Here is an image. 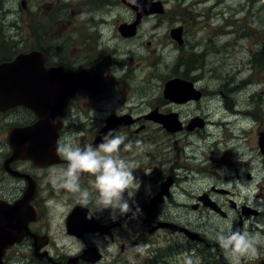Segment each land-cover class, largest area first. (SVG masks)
<instances>
[{"label":"flooded vegetation","instance_id":"1","mask_svg":"<svg viewBox=\"0 0 264 264\" xmlns=\"http://www.w3.org/2000/svg\"><path fill=\"white\" fill-rule=\"evenodd\" d=\"M31 2L34 6V0H0V12L4 11L8 5H21L25 11H28L29 19L34 22L37 13L36 9H30ZM161 3L165 6L164 2ZM199 4L198 2L197 6ZM43 5L44 2L41 8ZM131 12L133 18L115 21L117 29L109 39L104 37L100 30H98L99 34H96L95 31L92 33L83 32L79 35L81 38L67 40L62 46L61 54L57 53V47L52 43L49 44L46 52L39 51L45 55L48 69L62 68L68 73L88 70L92 74L86 79V82H74L72 89H69V82L63 83L60 86L64 88L65 92L59 94L54 93L55 85L53 83L48 84L47 87L51 89L47 93L48 101L57 98L65 99L59 117H64L66 122L60 123L56 142L53 140V125H51L50 137H47V131L50 130L48 123L40 128V135L39 131L35 130L34 127L38 125L40 117L33 109L25 105H16L0 110V226L4 223L12 229L16 220H19L21 226L23 224L22 231L15 233L10 239L6 237L0 243V245L7 244L6 246H8L2 257L3 264H17L22 260H25L27 264H67L71 257H79L78 264H86L82 256L86 250L93 247L97 253L101 254V259L95 263L99 264L106 257L102 251L101 243H113L119 242V240H123L120 245L122 254L127 252L126 244H128V251L132 252L131 255L140 256L141 254L134 253L135 248L130 249V246H135V243L141 238L145 242L144 236L140 235V239L131 244L130 237H128L130 232L133 230L140 233L152 231L153 234L164 232L165 230L162 229L155 231V227L165 222L179 224L199 234V237L203 239L202 242L190 241L186 244L196 250L197 256L201 255L204 264H229V260L216 242L215 237L218 231L213 226L210 227V230L207 229L209 220L211 218L228 220L231 214L236 213L239 215V229H242L244 221L248 217L261 214L257 207L251 203L238 202L235 199V193L230 188V185H255L262 177L261 167L257 163V157L264 163V115L258 114L263 109L262 99L255 102L251 97L242 100L241 96L243 90L254 83L252 77H241V71H230L229 67H224L226 75L220 78H217L218 75L215 73V69L219 68L214 66L210 67L207 73H199L207 68V59L212 53L207 42L205 45L199 42L197 33L193 36L194 44L189 45V26L191 27L194 23L187 18L174 16L169 21L160 19V23L155 24L154 28H161L165 25L164 23H171L166 36L175 45L177 55L172 75L163 77V81L160 82V99L153 104V109L143 113L142 94L146 92V88L130 83L128 79L132 67L128 63L127 57L119 61L118 57L122 55L121 50L117 45H110L112 36L113 42L119 41L120 43H131L141 37L145 23L149 22L152 16L145 15L137 22L136 11L132 9ZM62 13L63 10L47 12L46 22L50 24L57 22L58 16ZM177 17L179 16L177 15ZM191 20L195 21L196 19ZM91 21L93 20L89 19V22ZM135 22H137L136 25ZM4 24L3 21L2 29ZM122 25L131 26L133 29L128 33H123L124 29L120 30ZM87 26L89 27L90 24ZM87 28L85 26L83 29ZM244 30L240 29V32ZM172 33H174V37ZM30 36L29 34L22 40L29 41ZM242 37L236 35L235 42H238ZM216 40L219 41V39ZM151 44L148 42V46ZM223 44V41H219V45ZM4 46L3 42L0 43V64L10 62L21 54L38 51V46H34L31 51H15L12 46L5 51ZM201 46L203 49L200 53L198 48ZM233 47L232 51L239 49L240 46L234 44ZM255 55L256 59L252 61L254 69L257 66L258 57L262 61L264 60L262 50ZM194 59L198 60L195 65L191 63ZM93 76L96 80L94 82ZM208 76L211 85L215 80L220 81L217 92L209 88ZM172 80L175 81L174 99L166 95V86ZM262 83L264 85V81ZM259 93L264 94V91ZM139 96L140 98H138ZM135 98L139 99L141 103L131 102ZM117 108L123 109L118 110ZM48 116L53 117V115ZM171 118L175 121L173 125L169 123ZM251 123H257L254 132L256 134L255 148L258 152H251V154L254 153V159L251 157L248 162H245V153L239 158L233 159L234 162H230L226 156L222 159L205 157L204 163L208 161L211 165L197 168L200 175L198 181L212 182L206 189L192 192L189 209L195 216L200 215L208 220L201 225L197 223V219L180 224V217L170 214L166 210L165 206L168 202L176 203L174 188L178 184V179L174 174L176 165L174 164L166 170L164 167L168 164L167 160L159 164L161 169L160 171L156 169V173L158 171L157 178L151 180L158 184L155 191L144 195L130 189L132 193L130 203L134 207L138 205L142 209V214L135 219L131 214L121 216L117 219L119 223H115L117 220L110 218V210H101L94 203L96 193L91 195L87 204H81L79 193L68 192L60 186L62 173L67 168V161L57 155L55 146L68 140H71L74 146H95L101 142L103 131L108 132L110 129H115L117 133L126 138V144L131 140L137 141L131 150L140 151L141 145L145 141H151V137L147 136L150 132L148 125H153V136L162 133L169 138V141L179 136H185L187 140L190 137H195L197 142H186L185 146L191 145L202 149L203 146L211 145L212 148L218 149L224 139L230 138L231 133L240 131L246 136L248 133H253V130L250 131ZM10 136H13L17 142L15 147L10 144ZM39 138H41L40 141H38ZM168 147L172 148L173 152L180 148L177 146V141L169 143ZM16 149L29 150L34 153L39 150L42 161L37 162L33 158L18 156L15 153ZM183 150L184 147L181 148V152ZM130 151L122 145L118 155L124 159ZM238 151L236 153H239ZM214 163H224L230 170L215 169ZM254 164L257 165V172L254 171L255 168H252ZM148 165L151 166V164H147L138 170L148 173L150 170ZM138 170L135 173L137 178H141L142 182L149 180L147 174L143 178L142 173ZM168 179L171 182L167 190L168 195H162L161 203L152 204V201L162 193L161 187ZM93 180L92 176H81V187L89 190L95 189ZM151 205L152 207H150ZM56 206L65 210L61 213L59 221L62 225L63 235L66 239L72 240L79 249L73 255L68 253L66 256L57 253L56 258H53L50 251L54 248L55 239L50 232V223L52 222L53 208ZM186 210L189 213L187 207ZM88 216L92 218L87 219ZM83 218L98 227V231L82 233L81 230L87 228V226H82L83 222L86 225ZM74 230L79 235L72 234L71 232ZM172 235L180 239H187L182 233L177 232ZM145 249L153 254L150 262L155 264H163L165 259L171 263L180 254V251L185 250L179 244L173 248L166 247L160 250L154 248L151 250L145 245ZM48 257L53 258L54 262H50ZM118 259L119 257L115 260ZM263 259L264 250H258V258L254 264H261ZM109 264H113V258Z\"/></svg>","mask_w":264,"mask_h":264},{"label":"rangeland","instance_id":"2","mask_svg":"<svg viewBox=\"0 0 264 264\" xmlns=\"http://www.w3.org/2000/svg\"><path fill=\"white\" fill-rule=\"evenodd\" d=\"M165 3L164 13L165 15L157 13L151 15L150 21L145 23L141 37L134 40L131 43H120L119 41L107 43L108 45H117L122 52V55L118 57L121 61L124 57H127L128 63L132 67L130 70L129 81L134 86H143L146 88V92L142 94L143 113L153 109L155 103L160 99V82L163 81V77L172 75V68L175 66V52L176 47L172 40L166 35L170 28V24L163 25V27L154 28L155 24H159V20L176 18H187L194 24L189 26V45L194 44L193 36L197 33L199 42L205 45L206 42L210 47L211 55L207 59V68L199 73H207L209 68L214 66L219 69H215L217 78L226 75L224 67H229L230 71H241V77H252V83L250 87L246 88L242 92V100L247 97H251L255 102L262 99L263 109L258 113L260 116L264 115V94L259 92L264 91V60L257 58V66L254 69L252 61L256 59V53L263 49L264 42V0H155ZM44 5L41 8L42 3ZM200 3L197 6V3ZM30 9H36V17L33 20L29 19L28 11H25L21 5H8L4 11L0 12V43H4V49L14 47L15 51H31L34 46H38L39 51L46 52L49 48V44L56 45L58 52L61 54V49L67 40H75L81 38L79 35L83 32L92 33L95 31L99 34L101 31L103 36L108 38L116 32V20H129L132 17L131 8L128 7L122 0H34L31 2ZM63 10L62 15L58 16L57 22H46L47 12H56ZM176 13V14H175ZM177 15L179 17H177ZM89 19L93 20L89 22ZM175 19V18H173ZM191 19H196L195 21ZM5 22L2 29V22ZM87 24H90L88 27ZM31 26V29H30ZM87 29H83V28ZM240 29H245L240 32ZM32 31L31 33H29ZM31 35L29 41L22 40ZM219 35V36H216ZM236 35L243 36L238 42H235ZM214 36V37H213ZM103 37V38H104ZM244 38V39H243ZM223 41V45H219V41ZM18 42V43H15ZM148 42L152 44L148 46ZM234 44H238L239 49L234 48ZM203 49V46L198 48V52ZM187 50V49H186ZM209 51V52H210ZM232 51V52H231ZM201 53V52H200ZM124 54V55H123ZM16 55V53H15ZM198 59V57H197ZM194 59L192 64H197L198 60ZM240 77V78H241ZM209 88H212L214 92L220 86V81L215 80L212 85L208 81ZM148 88V90H147ZM256 94L255 96H253ZM141 96V95H140ZM140 96L138 98H140ZM140 102L139 99H133L131 102ZM141 103V102H140ZM133 106V104H132ZM130 106V107H132ZM142 108V107H141ZM122 110L123 108H117ZM218 118V117H216ZM251 123L250 131L247 136L240 131L231 133L229 139H224L222 144L216 147L211 145L203 146L202 149L192 147L191 145L185 146L186 142H197L195 137H190L187 140L185 136L176 137L174 140L169 141L168 137H165L162 133L153 136L154 126L148 125L150 132L147 136L151 137V141H145L141 145L140 151L131 150L128 156H125V161L132 162V169L134 173L141 166L151 164L150 170L147 174L149 180L142 182L141 178H137L142 182V185L138 192L144 195L151 194L158 187L157 183L151 182L157 178V173L160 171V163L168 161V164L164 167L170 168L172 165H176L174 174L178 179V184L174 188L176 203L168 202L166 204V210L170 214H176L179 216L180 224L187 223V221L198 220L197 223L201 225L208 220L200 215L193 214L191 212V198L192 192H200L206 189L212 182H200L198 167L211 165L210 162L204 163L205 157H215L222 159L226 156L230 162H234L245 153V162H248L250 158H255L254 153L258 152L255 148V126ZM177 141V146H180L176 151H171L169 143ZM221 141V139H220ZM132 145L137 144V141H129ZM128 142V143H129ZM227 143V144H226ZM184 150L181 152V148ZM239 150V151H238ZM239 153H236V152ZM235 155V157H234ZM150 156V157H149ZM257 157V153H256ZM234 159V160H233ZM257 163L261 167V180L257 184L250 185H230V188L235 193V199L238 202H247L256 206L261 212L258 216L248 217L244 221V227L247 226L249 232L255 235L259 241L257 250H264V163L258 160ZM221 164L220 166H218ZM224 163H214L215 169L230 170L229 168L222 167ZM255 165V166H254ZM252 165L257 172V165ZM251 168V169H252ZM156 169H158L156 173ZM211 169V168H209ZM214 170V168H212ZM142 173L144 178L145 171L138 170ZM156 173V175H155ZM262 187V188H261ZM87 189V188H84ZM91 194L96 193V190H89ZM135 191V189L133 188ZM136 192V191H135ZM186 207L189 210L187 213ZM171 211V212H170ZM65 212L64 209L56 206L53 208L51 214L50 232L55 239L54 248L50 251L53 258H56L57 253L73 255L79 249V247L70 239H66L63 235L64 232L60 221L61 213ZM238 214L233 213L229 219L232 221L233 229H239L238 226ZM228 219V220H229ZM219 218H211L209 220L210 227H214L217 231L223 227L225 221ZM119 223V220L115 221ZM132 224V223H131ZM180 226L179 224H176ZM158 227V226H157ZM155 227V231L158 228ZM164 232L153 234L140 233L133 230L130 232V243H134L137 239H140V235L144 236L145 242L142 238L135 243V246H130V249H134V253L141 254L140 256L131 255V251H128L129 245L126 244L127 252L121 253L120 245L123 240L119 242H107L101 243L103 253L106 255L102 263L109 264L113 258V264H155L150 262L153 258V254L145 249L146 247L154 248L155 250L164 249L166 247L173 248L179 244L185 250L180 251L173 262L169 263L168 259H165L163 264H204L201 255L195 254V249L189 244V240L180 239L176 237L174 232L170 229H162ZM154 231V232H155ZM215 232V231H214ZM128 241V240H126ZM128 243V242H127ZM190 247V248H189ZM95 248V247H94ZM144 252V253H143ZM100 254V253H99ZM144 255V256H143ZM119 257L118 260H115ZM137 257V258H136ZM52 258V259H53ZM76 257H71L67 264H74ZM258 258L244 257L241 260V264H254ZM25 260L20 261L17 264H27ZM84 263L89 264L84 261ZM95 264V263H90Z\"/></svg>","mask_w":264,"mask_h":264},{"label":"clouds","instance_id":"3","mask_svg":"<svg viewBox=\"0 0 264 264\" xmlns=\"http://www.w3.org/2000/svg\"><path fill=\"white\" fill-rule=\"evenodd\" d=\"M58 122L65 123L66 119L57 117L50 121L53 126ZM125 139L115 129H110L95 146H74L71 140L55 146L57 155L67 161L60 186L68 192L79 193V202L87 204L92 194L81 187L80 179L83 175L94 177V203L101 210H110V218L113 220L128 214L135 219L142 214L138 205L134 207L130 203V189L134 188L138 192L142 182L135 176L132 162L118 155L122 145L129 151L133 148L132 143H125ZM215 239L229 264H241L242 258L257 255V237L249 232L247 226L233 229L231 219L225 221Z\"/></svg>","mask_w":264,"mask_h":264},{"label":"water","instance_id":"4","mask_svg":"<svg viewBox=\"0 0 264 264\" xmlns=\"http://www.w3.org/2000/svg\"><path fill=\"white\" fill-rule=\"evenodd\" d=\"M124 3L129 5L132 9H134L137 13V22L145 15H150L153 13H163V7L160 2H153L152 0H123ZM135 22V25L136 23ZM134 25V26H135ZM123 30V33H128V29H133L131 26H124L120 28ZM126 30V31H125ZM176 35V34H175ZM174 37V33H172ZM263 54H264V42H263ZM45 63V56L43 54L33 52L27 55H21L17 57L14 61L8 63H2L0 65V110L6 109L8 107L16 106V105H25L31 109H33L38 116L40 117V121L35 128V130L39 131L40 135V128H43L46 123H48L50 130L47 131L48 136H51V123L50 121L59 117L61 115L62 106L65 102V99L61 98L59 100L54 99L49 103L47 99V93L49 88L47 85L49 83H53L54 86V93L59 94L61 92H65L64 88L60 85L63 83L69 82L70 86L69 89L73 88L74 82H86V71H81L78 73H68L62 70H51L47 69L44 65ZM90 77V76H89ZM95 79L93 78V82ZM15 92V94L13 93ZM17 92H19L17 94ZM175 93V81L172 80L166 86V95L171 99H174ZM47 115H53L51 118ZM172 123L175 122H170ZM60 127V123L58 122L56 126H53V140L56 141L58 137V129ZM174 131V129H171ZM107 131H103L101 135L106 134ZM46 138V137H45ZM41 138L38 139L40 141ZM50 143V142H49ZM10 144L15 147L17 142L15 138L10 136ZM18 156L25 157V158H33L37 162H41V155L39 152H30L29 150L20 151L16 149L15 152ZM162 185V193L159 195L158 198L152 201V204H157L162 200V195L167 194L168 182ZM127 196V194H126ZM152 207V205L150 206ZM89 214V213H88ZM90 216V214H89ZM82 226H87L86 229H82V233L84 232H97L98 227L93 225L91 222H87L83 218ZM90 224V225H89ZM23 226V224H22ZM22 226L19 223V220H16L14 227L10 229L8 225H4V223L0 226V243L3 242L6 237L12 238L15 233L22 231ZM2 228V229H1ZM170 229L172 232H181L185 234L188 239L191 241H199L202 242L203 239L199 237V234L185 228L182 226H178L175 223H162L156 229ZM72 229V228H71ZM72 234H78L74 230L71 232ZM79 235V234H78ZM13 243V242H11ZM7 244L0 245V264H3L2 257L5 253V250L8 246ZM47 255L46 253H44ZM43 257V256H42ZM41 257V258H42ZM82 259L87 263H97L101 259V254L97 253V250L93 247L85 251V254L82 256ZM50 262H54L51 257H48ZM79 257L75 258L74 264H78ZM57 264V263H55ZM264 264V260L261 262Z\"/></svg>","mask_w":264,"mask_h":264},{"label":"bare ground","instance_id":"5","mask_svg":"<svg viewBox=\"0 0 264 264\" xmlns=\"http://www.w3.org/2000/svg\"><path fill=\"white\" fill-rule=\"evenodd\" d=\"M14 94H15V92H13ZM19 92H17V94H18Z\"/></svg>","mask_w":264,"mask_h":264}]
</instances>
